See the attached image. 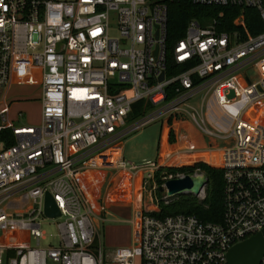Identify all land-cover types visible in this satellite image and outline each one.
<instances>
[{
    "label": "built area",
    "instance_id": "obj_1",
    "mask_svg": "<svg viewBox=\"0 0 264 264\" xmlns=\"http://www.w3.org/2000/svg\"><path fill=\"white\" fill-rule=\"evenodd\" d=\"M181 1L219 9V19L223 8H238L235 29L191 19L169 43L170 8ZM246 8L258 13L256 36ZM14 85L40 88V126L10 117L6 91ZM174 120L182 132L168 128L153 161L123 159L126 137ZM190 128L209 141L205 149ZM197 162L222 172L220 220L154 216L171 200L160 188L185 176L164 170ZM92 170L129 177L128 246L109 250L100 241L113 213L84 185ZM46 194L56 219L44 214ZM4 202L22 210L8 212ZM43 217L61 220L55 246H40ZM263 228L264 0H0V230H14L0 245V264H227L228 250ZM23 230L34 247L15 236Z\"/></svg>",
    "mask_w": 264,
    "mask_h": 264
},
{
    "label": "rangeland",
    "instance_id": "obj_2",
    "mask_svg": "<svg viewBox=\"0 0 264 264\" xmlns=\"http://www.w3.org/2000/svg\"><path fill=\"white\" fill-rule=\"evenodd\" d=\"M40 88L37 86L23 85V86H11L7 89V105L9 104V115L14 118L18 114L22 115L21 124L28 125L31 127H38L41 123V111L42 106L39 101L40 99ZM172 121L171 125H166L163 122H153L143 128L140 131L130 134L123 140L122 156L126 162H130L135 165H144L153 161L157 157L158 142L165 137L167 129L169 128L171 136L178 135L182 132L179 123ZM190 128V133L194 137V133L197 132ZM197 144H199L197 142ZM182 161L186 159V162L190 161L188 154L183 153L181 155ZM191 162V161H190ZM182 167L189 166V164H181ZM190 165H193L191 163ZM169 168V167H167ZM170 169H173L172 166ZM160 175V174H159ZM193 175H205L201 171H195ZM134 199L138 201V190L136 189ZM205 189V188H204ZM2 208H6L8 212L17 213L21 211L22 207L19 204L4 202ZM24 208V207H23ZM130 215L127 213L117 215L113 213L112 217H109V221L104 223V227L100 230V241L103 246L107 249H115L117 247H125L130 244L131 241V226H130ZM41 231L45 235V239L41 241L40 246L56 245V227L55 224L61 222V220L51 221L45 217L40 218ZM14 230L4 232L0 230V245H3L5 240V234L12 237ZM18 239L24 245L34 247L36 242L31 238L30 232L23 230L16 232ZM110 264V263H105ZM137 264V263H136Z\"/></svg>",
    "mask_w": 264,
    "mask_h": 264
},
{
    "label": "trees",
    "instance_id": "obj_3",
    "mask_svg": "<svg viewBox=\"0 0 264 264\" xmlns=\"http://www.w3.org/2000/svg\"><path fill=\"white\" fill-rule=\"evenodd\" d=\"M219 9L210 7L193 6L187 1L174 3L170 8V18L168 26L169 43L182 38L186 23L191 19L198 21L217 20V29L220 31H232L235 27L233 20L239 14L236 7H225L222 9L224 15L221 19L217 18ZM246 29L251 36H256L263 31L260 19L256 10L246 8L244 10ZM172 63L168 62V75L174 74ZM180 71V68H179ZM138 111L135 112L136 116ZM195 171H201L207 178V185L204 189V198L201 200L192 195H181L171 199L168 203L159 202V212L154 214L157 218L176 214L194 215L205 222H216L220 220L222 214V172L219 169L211 168L208 165L197 162L193 165L184 166L176 169L167 168L166 174L180 173L183 175H193ZM159 173L156 180L159 181ZM160 197V196H159Z\"/></svg>",
    "mask_w": 264,
    "mask_h": 264
},
{
    "label": "water",
    "instance_id": "obj_4",
    "mask_svg": "<svg viewBox=\"0 0 264 264\" xmlns=\"http://www.w3.org/2000/svg\"><path fill=\"white\" fill-rule=\"evenodd\" d=\"M162 80V76L160 78ZM207 185L205 175H186L182 179L169 180L165 188H160L167 197L173 199L181 195L199 196ZM44 214L47 218L56 219L59 211L49 194L44 201ZM264 255V228L250 238L232 246L226 255L227 264H260Z\"/></svg>",
    "mask_w": 264,
    "mask_h": 264
},
{
    "label": "crops",
    "instance_id": "obj_5",
    "mask_svg": "<svg viewBox=\"0 0 264 264\" xmlns=\"http://www.w3.org/2000/svg\"><path fill=\"white\" fill-rule=\"evenodd\" d=\"M193 131V129H191ZM198 142L197 149H205L209 143L200 135L194 133ZM129 177L125 173H111L104 170L88 171L83 178L86 189L90 192L94 204L101 209L105 207L104 201H109L108 207L112 213L131 215V196L129 192ZM105 225L100 226V230ZM128 246V245H127Z\"/></svg>",
    "mask_w": 264,
    "mask_h": 264
}]
</instances>
